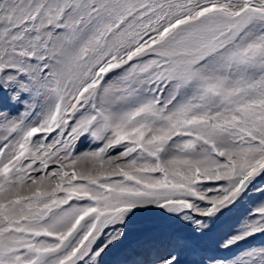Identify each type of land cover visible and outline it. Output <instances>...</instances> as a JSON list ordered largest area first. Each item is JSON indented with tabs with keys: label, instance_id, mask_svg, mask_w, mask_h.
<instances>
[{
	"label": "snow or ice",
	"instance_id": "1",
	"mask_svg": "<svg viewBox=\"0 0 264 264\" xmlns=\"http://www.w3.org/2000/svg\"><path fill=\"white\" fill-rule=\"evenodd\" d=\"M110 256L264 264V0H0V264Z\"/></svg>",
	"mask_w": 264,
	"mask_h": 264
},
{
	"label": "rangeland",
	"instance_id": "2",
	"mask_svg": "<svg viewBox=\"0 0 264 264\" xmlns=\"http://www.w3.org/2000/svg\"><path fill=\"white\" fill-rule=\"evenodd\" d=\"M153 219L154 218H152V217L140 216V217L137 218V223L145 224V223H149ZM231 222H232V218H227L225 220V225L228 224V223H231ZM113 259H114L113 256L107 257L106 258V264H112Z\"/></svg>",
	"mask_w": 264,
	"mask_h": 264
}]
</instances>
